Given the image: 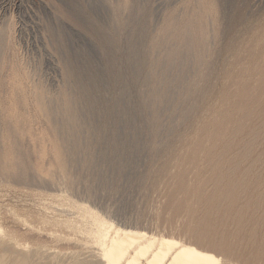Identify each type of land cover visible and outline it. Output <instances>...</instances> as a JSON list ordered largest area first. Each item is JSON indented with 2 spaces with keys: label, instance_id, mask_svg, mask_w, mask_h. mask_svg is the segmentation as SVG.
<instances>
[{
  "label": "bare ground",
  "instance_id": "bare-ground-1",
  "mask_svg": "<svg viewBox=\"0 0 264 264\" xmlns=\"http://www.w3.org/2000/svg\"><path fill=\"white\" fill-rule=\"evenodd\" d=\"M215 1L185 0L177 11H166L159 24L160 34L148 40L152 51L161 52L146 70L131 69L134 76L144 73L141 82L155 80L142 98L146 111L157 105L175 111L178 104L193 95L195 80L203 81L199 104L205 116L197 119L194 132L176 154L179 163L186 161L191 165L194 179L188 183L177 178L167 197L168 204L190 211L192 217L197 205L198 212L190 226L192 238L181 240L138 227L119 226L89 205L59 194L55 197L67 201L71 209L54 208L55 213L44 211L35 217L31 215L38 224L79 230L84 234L83 241L78 240L79 250L61 254L50 247L28 248L14 243L11 239L15 238L10 235L0 239V264H238L236 260L264 264V22L248 24L255 34L254 43L240 34L237 38H227L221 45L222 52L231 59L222 70L225 82L216 87L208 80L207 72L200 70V66L210 63L205 58L209 46L224 37H221L222 15L217 14L221 12L219 3ZM132 3L135 0L112 1L116 11ZM229 17L230 22L243 21L241 11ZM105 29L100 23L89 29L91 34L100 36L98 45L103 46ZM55 40L64 44L63 35L59 34ZM4 44L0 29V60H3ZM241 48L247 59L237 65L238 57L242 58ZM130 53L136 62H141L137 52ZM61 62L67 74L76 80V94L67 88L54 94L48 88L30 83L15 63L10 81L4 82L5 88L0 85L4 88L0 93V132L4 145L0 149V174L19 181H39L28 171L23 142L35 145L42 139L49 140V160H63L73 168L78 154L84 150L82 140H101L94 133L96 114L88 111L86 115L88 109L96 107L90 86L82 83L68 56ZM124 109L121 105V110ZM104 110L109 112L108 107ZM105 112L101 113L102 119ZM151 114L152 132L166 130L158 124L160 114ZM39 123L49 138L42 130V138L31 136ZM180 193L188 197L179 198ZM13 219L36 238L58 237L47 229L48 234L42 235L40 232L45 230L39 232V226L37 229L34 224L38 225L37 222L29 223L18 216ZM61 239L74 241L67 236ZM216 252H224L225 258Z\"/></svg>",
  "mask_w": 264,
  "mask_h": 264
},
{
  "label": "rangeland",
  "instance_id": "rangeland-1",
  "mask_svg": "<svg viewBox=\"0 0 264 264\" xmlns=\"http://www.w3.org/2000/svg\"><path fill=\"white\" fill-rule=\"evenodd\" d=\"M112 1L122 2L0 0V29L5 38L3 60H0V85L5 88L4 82L8 81L15 63L20 72L28 76L30 83L48 88L54 94L64 88L76 94V80L61 65L64 57L68 56L82 83L91 88L96 107L88 109L86 115L88 111L96 114L94 133L101 138L82 140L84 150L78 154L73 168L63 160H49V140L42 139L35 145L23 142L28 171L39 181H19L0 174V239L13 235L15 239L11 240L14 243L28 248L50 247L61 254L79 250L78 240L83 241L84 238L79 230L38 224L39 221L32 216L44 211L55 213L54 208L71 209L67 201L55 197L59 194L89 205L119 226L138 227L148 233L173 235L181 240L192 238L190 226L198 212L197 205H194L192 211L195 216L192 217L190 211L168 204L167 197L176 186L177 178L181 177L188 183L194 179L191 165L186 161L179 163L176 154L194 132L197 119L205 116L199 104L203 81L201 78L195 80L193 95L178 104L175 111H168L160 105L146 111L142 98L146 97L155 80L149 78L141 82L140 76L144 73L137 76L131 73L133 68L146 70L151 66L161 50L157 54L150 49L149 37L160 34L159 24L164 13L177 11L185 0H135L134 4L123 5L121 11L114 9ZM215 2L219 3L218 11L221 12L217 14L222 15L219 16L221 37H224L219 43L209 46L205 58L210 63L200 66V70L207 72L208 80L219 87L225 82L222 75L224 65L231 59L222 52L224 47L221 45L228 41L227 38H237L240 34L254 43L255 34L248 24L264 22V0ZM238 11H241L243 21L230 22L229 16ZM97 23L106 26L103 46L97 43L100 36L89 31ZM59 34L63 35L64 44L55 40ZM115 36L118 38L114 39ZM132 50L138 53L140 63L131 55ZM241 51L239 56L242 58L238 57L237 65L247 59L243 48ZM3 87H0V93H3ZM196 101L195 110L193 105ZM121 105L125 106L124 110H121ZM106 107L109 108L108 113L104 110ZM153 112L160 114L158 124L166 130L156 134L152 132ZM41 130L49 138L40 123L31 136L42 138ZM3 146V134L0 132V149ZM89 159H92L91 163ZM183 197L188 195L180 193L179 198ZM13 216L29 223L37 222L38 225L34 224L36 228L39 226V232L47 229L58 237L36 238L25 231V226L14 221ZM211 230L214 231V226ZM46 232L40 233L48 234ZM66 236L74 241H62L61 238ZM216 253L225 258L224 252ZM236 263L244 264L240 260Z\"/></svg>",
  "mask_w": 264,
  "mask_h": 264
}]
</instances>
